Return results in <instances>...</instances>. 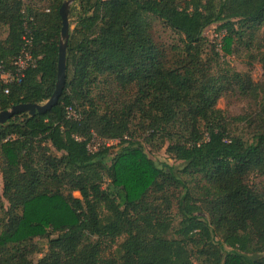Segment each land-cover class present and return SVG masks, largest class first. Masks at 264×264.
Listing matches in <instances>:
<instances>
[{
	"label": "trees",
	"instance_id": "trees-1",
	"mask_svg": "<svg viewBox=\"0 0 264 264\" xmlns=\"http://www.w3.org/2000/svg\"><path fill=\"white\" fill-rule=\"evenodd\" d=\"M62 1L0 0V64L16 73L23 36L31 56L13 81L0 78V111L53 92ZM70 15L57 103L0 125V264H192L195 252L202 264H264V186L246 182L264 174V105L249 140L216 108L228 91L255 97L262 87L219 61L216 44L207 54L203 35L218 24L224 55L250 48L264 0H76ZM150 16L180 41L158 43ZM105 79L125 95L97 99ZM93 133L116 142L91 152ZM154 141L180 163L157 165L144 149ZM34 238H46L36 260Z\"/></svg>",
	"mask_w": 264,
	"mask_h": 264
},
{
	"label": "rangeland",
	"instance_id": "rangeland-1",
	"mask_svg": "<svg viewBox=\"0 0 264 264\" xmlns=\"http://www.w3.org/2000/svg\"><path fill=\"white\" fill-rule=\"evenodd\" d=\"M34 6L40 8L47 7V4L44 0H31ZM72 4L70 5L71 8ZM69 25L72 29L73 18L70 15L69 10ZM150 32L152 37L161 44L169 45L173 43H178L180 41L179 35L174 33L168 27H166L160 20L155 17L150 16ZM218 24H212L207 27L203 35L207 40V49L206 53H209L210 44H217L221 39L223 31L217 30ZM5 35V29L0 25V39ZM264 26L256 34L253 39L252 45L250 48H245L242 43L234 44L233 51L229 55H224L221 51L219 53V61L226 63L225 66H228L229 69L237 71L239 73H249L252 81L260 85L262 90L255 97H248L238 94L237 92L228 91L222 97H220L216 102V108L221 109L227 118L229 119L230 125L229 129L232 133L242 136L246 140L250 139V136L254 130L260 127V121L256 118L255 114L260 110L261 105H264V69L259 61L261 54H264ZM216 48V47H215ZM93 95L98 98H103L106 103H111L114 100L122 98L123 94L110 79H105L100 81L98 85L94 87ZM101 96V97H100ZM44 103V102H42ZM103 105V104H100ZM236 117H242L241 119L235 120ZM137 120H134L130 124V130L135 135V137L142 141L145 137V133L138 129ZM253 124V125H252ZM97 137L94 139L93 143L104 142L103 138ZM116 141H112L110 144H114ZM109 144V145H110ZM144 149L147 155L157 164L161 165L162 163H168L169 165H178L180 162L172 159L166 152L165 146L159 147L157 142L154 141L151 144H144ZM194 188L198 189V184H201L203 180L201 178L191 179ZM246 182L249 186L254 188H262L264 186V174L259 172L250 173ZM192 184L190 185L192 187ZM2 192V181L0 177V196ZM75 196H78V192H73ZM4 206H7V202L1 197ZM119 239L118 242H120ZM33 242L39 248V252L33 254L32 259L36 260L41 257L46 251V238H34ZM196 256L192 257V264H202L203 257L194 253Z\"/></svg>",
	"mask_w": 264,
	"mask_h": 264
},
{
	"label": "water",
	"instance_id": "water-1",
	"mask_svg": "<svg viewBox=\"0 0 264 264\" xmlns=\"http://www.w3.org/2000/svg\"><path fill=\"white\" fill-rule=\"evenodd\" d=\"M74 1L76 0H63L58 9V14L61 20V27L58 44L56 81L53 92L44 103H19L10 106L8 109L1 110L0 125H3L17 114H27L28 116H32L35 113H44L50 110L57 103L65 84V54L70 31L68 15L70 5Z\"/></svg>",
	"mask_w": 264,
	"mask_h": 264
},
{
	"label": "built area",
	"instance_id": "built-area-1",
	"mask_svg": "<svg viewBox=\"0 0 264 264\" xmlns=\"http://www.w3.org/2000/svg\"><path fill=\"white\" fill-rule=\"evenodd\" d=\"M221 33L223 36L224 32H221ZM23 40H24V46L21 50V54L14 61V65L16 66V73L13 74L11 72L5 71L4 67L0 64V78L3 80V82H11L15 78H17V76L21 74V70L27 65V63L31 59V56L26 49V46L29 43V38L27 36H23ZM221 46H222V42L220 39L216 44V50L221 51ZM66 116L71 119H78L79 117L78 114L75 112V110L71 106L66 107ZM96 137H97L96 134L93 133L89 143L87 144V149L91 152L95 151L101 144L109 145L110 143H112V140H109V141L101 142L100 144L99 142L95 144L93 143V141Z\"/></svg>",
	"mask_w": 264,
	"mask_h": 264
}]
</instances>
